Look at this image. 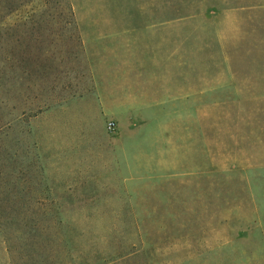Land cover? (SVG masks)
I'll return each instance as SVG.
<instances>
[{"label":"rangeland","instance_id":"obj_1","mask_svg":"<svg viewBox=\"0 0 264 264\" xmlns=\"http://www.w3.org/2000/svg\"><path fill=\"white\" fill-rule=\"evenodd\" d=\"M0 264H264V0H0Z\"/></svg>","mask_w":264,"mask_h":264}]
</instances>
